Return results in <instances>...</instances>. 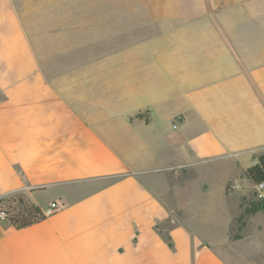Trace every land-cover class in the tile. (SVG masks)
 <instances>
[{"label": "crops", "instance_id": "0c3cea01", "mask_svg": "<svg viewBox=\"0 0 264 264\" xmlns=\"http://www.w3.org/2000/svg\"><path fill=\"white\" fill-rule=\"evenodd\" d=\"M0 90V200L58 205L0 264H234L199 225L264 153V0H0Z\"/></svg>", "mask_w": 264, "mask_h": 264}, {"label": "rangeland", "instance_id": "374dc122", "mask_svg": "<svg viewBox=\"0 0 264 264\" xmlns=\"http://www.w3.org/2000/svg\"><path fill=\"white\" fill-rule=\"evenodd\" d=\"M10 100L11 98L7 93L0 90V107H3L5 104L7 112L14 111L17 106V103ZM227 188L230 195V204L225 209V212L203 215L204 218L208 219L210 216L212 219L210 222L212 223L201 222L199 229L201 232L207 234V236L219 239H228L229 232V244L223 247L220 246L219 249L221 252L226 251L225 253L229 254L234 264H264V244H254L253 235V229H256L258 224L263 223L264 213L258 212L256 215L246 214L241 218L247 205L264 197V187H259V184L255 185L249 179L244 180V177H240L238 180L232 181ZM51 189L49 188V192L37 193L36 197L47 198L49 193L53 195L54 191ZM12 196L14 195H11L0 203V210L6 212L13 210L14 207H19L20 203L13 201ZM27 199L26 197L25 200ZM220 201L223 202V200ZM183 216L189 218L190 215ZM229 219L231 223H227Z\"/></svg>", "mask_w": 264, "mask_h": 264}, {"label": "trees", "instance_id": "16d2710c", "mask_svg": "<svg viewBox=\"0 0 264 264\" xmlns=\"http://www.w3.org/2000/svg\"><path fill=\"white\" fill-rule=\"evenodd\" d=\"M246 175L249 180L255 185L264 182V153L259 156L258 162L256 164L250 166L247 169ZM12 199L13 201H18L20 203L19 207H14L13 210L6 211L8 214V218L15 227H28L46 218V215L44 214L40 206L32 203L29 199L25 200L26 195L22 193L15 194L14 196H12ZM3 200L4 199L0 200V203ZM260 210H264V197H261L256 202H251L249 205H247L245 207L244 214L241 215V218L246 214L252 215ZM9 212L11 213L9 214ZM165 238L167 239L169 245L173 246L171 237L166 235Z\"/></svg>", "mask_w": 264, "mask_h": 264}, {"label": "built area", "instance_id": "2783aa9c", "mask_svg": "<svg viewBox=\"0 0 264 264\" xmlns=\"http://www.w3.org/2000/svg\"><path fill=\"white\" fill-rule=\"evenodd\" d=\"M179 122H180V119H177V120H175V122L173 123V127H174L175 129L178 128V126H179ZM259 187H264V182H263V183H259ZM57 209H58V205H57V203H54V202H53V203H51V205L47 208V210L44 212V214H45L46 216H47V215H50V214H52L53 212H55ZM0 217H1V218L8 217L7 212L0 210Z\"/></svg>", "mask_w": 264, "mask_h": 264}]
</instances>
